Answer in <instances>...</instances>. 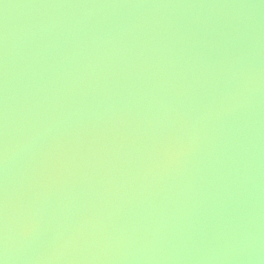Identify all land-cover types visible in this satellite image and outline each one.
<instances>
[{
  "label": "water",
  "instance_id": "95a60500",
  "mask_svg": "<svg viewBox=\"0 0 264 264\" xmlns=\"http://www.w3.org/2000/svg\"><path fill=\"white\" fill-rule=\"evenodd\" d=\"M0 264H264V0H0Z\"/></svg>",
  "mask_w": 264,
  "mask_h": 264
}]
</instances>
